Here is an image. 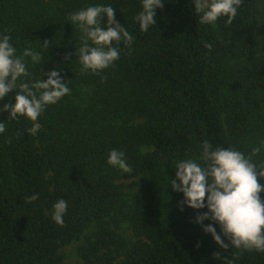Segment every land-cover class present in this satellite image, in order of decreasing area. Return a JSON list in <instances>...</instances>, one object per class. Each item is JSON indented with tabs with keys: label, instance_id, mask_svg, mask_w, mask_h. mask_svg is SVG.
I'll use <instances>...</instances> for the list:
<instances>
[{
	"label": "trees",
	"instance_id": "trees-1",
	"mask_svg": "<svg viewBox=\"0 0 264 264\" xmlns=\"http://www.w3.org/2000/svg\"><path fill=\"white\" fill-rule=\"evenodd\" d=\"M93 225L83 264H264V0H0V264Z\"/></svg>",
	"mask_w": 264,
	"mask_h": 264
},
{
	"label": "rangeland",
	"instance_id": "rangeland-1",
	"mask_svg": "<svg viewBox=\"0 0 264 264\" xmlns=\"http://www.w3.org/2000/svg\"><path fill=\"white\" fill-rule=\"evenodd\" d=\"M204 1L206 3V6L209 7V0H204ZM148 150H149L148 148L144 149V151H148ZM234 152H236L235 149H234ZM239 162L241 163V166L244 168L247 174L252 176V172L249 170V168L242 161H239ZM123 168L124 170H126L127 167L123 166ZM122 181L125 184H128L131 182V180H128V179H124ZM125 191L130 193L131 189L127 187L125 188ZM96 230H97L96 226L93 225L90 229L86 230L82 234L81 239L79 241H75V242H72L70 244L63 245L60 247V252L64 255L66 264H83L84 263L79 254V247L80 245L85 244L88 238H90L93 235V233L96 232ZM118 231L130 241L134 242L137 240V237L135 236L133 229L130 227L129 223L127 222L122 223Z\"/></svg>",
	"mask_w": 264,
	"mask_h": 264
}]
</instances>
